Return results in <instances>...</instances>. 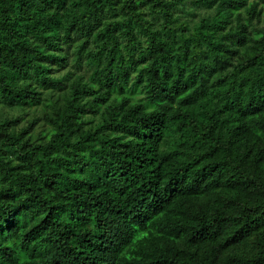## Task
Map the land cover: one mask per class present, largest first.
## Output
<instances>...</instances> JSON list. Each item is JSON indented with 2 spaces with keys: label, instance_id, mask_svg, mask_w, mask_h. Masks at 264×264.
Masks as SVG:
<instances>
[{
  "label": "trees",
  "instance_id": "obj_1",
  "mask_svg": "<svg viewBox=\"0 0 264 264\" xmlns=\"http://www.w3.org/2000/svg\"><path fill=\"white\" fill-rule=\"evenodd\" d=\"M0 264H264V0H0Z\"/></svg>",
  "mask_w": 264,
  "mask_h": 264
}]
</instances>
